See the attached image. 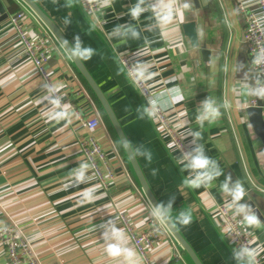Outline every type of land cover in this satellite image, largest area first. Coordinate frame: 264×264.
<instances>
[{"label": "crops", "instance_id": "crops-1", "mask_svg": "<svg viewBox=\"0 0 264 264\" xmlns=\"http://www.w3.org/2000/svg\"><path fill=\"white\" fill-rule=\"evenodd\" d=\"M34 1L71 44L78 36L82 45L94 49L92 57L83 62L104 91L114 92L110 102L133 150H139L136 157L160 203L167 205L172 200L173 218L185 210L191 214L188 225H176L203 263L242 264L220 227L218 213L220 205L228 207L231 201L221 189V183L230 175L256 197L261 224L255 228L242 225L252 235V247L264 245V195L252 191L248 180L251 176L264 184V146L246 114V108L256 100L259 78L248 49L241 50L244 21L237 0H208V5L200 9L187 0L190 8L184 12L183 22L174 20L163 31L155 26L151 9L138 20L131 19L128 9L136 0H112L111 7L100 8L96 18L86 13L80 0ZM246 1L250 9H258L256 0ZM14 2L5 7L8 17L0 20V228L7 223L21 227L34 243L42 264H128L123 256L113 258L105 252L104 234L109 232V221H113L127 235L124 246L136 253L137 264H144L123 217L140 233L153 217V207L107 124L92 134L114 172L110 185L104 187L90 169L86 174L92 176L90 181L77 183L73 179L64 187L70 180V170L81 160L86 161L80 139L87 131L78 116L89 118L96 111L103 113L54 37L46 68L53 83L64 85L61 95L76 115L67 126L65 121L46 120L51 104L45 83L16 40V28L9 19L23 8L24 1ZM159 2L145 0V5ZM65 19L70 21L67 25ZM189 20L197 21L201 44L210 46L208 62L203 60L200 48L190 45L183 31L182 24ZM129 25L139 32L138 39L129 36L122 40L113 35L115 28ZM24 26L26 33H34L35 37L48 30L39 17H26ZM122 55H128L137 70L145 68L146 76L153 74L144 78L151 87L149 97H143L129 79ZM178 95L184 99L174 101L172 98ZM157 97V106L169 115L191 152L202 146L205 155L218 163L222 175L210 185L192 188L183 183L194 173L183 168L185 161L179 163L171 140L149 115L150 101ZM206 99L221 105L220 116L201 126L196 117ZM196 132L200 135L193 138ZM145 151L151 153L150 161ZM229 183L232 186L230 179ZM96 184L101 185L99 198L80 204L81 190ZM150 257L154 264H182L174 261L171 243L165 236L156 242ZM259 257L264 263V252ZM0 264H12L1 245Z\"/></svg>", "mask_w": 264, "mask_h": 264}, {"label": "built area", "instance_id": "built-area-1", "mask_svg": "<svg viewBox=\"0 0 264 264\" xmlns=\"http://www.w3.org/2000/svg\"><path fill=\"white\" fill-rule=\"evenodd\" d=\"M80 2L89 16L93 18L97 17L100 9L99 0H80ZM256 2L258 9H250L246 0H237V10L243 17L244 40L250 58L252 59L253 67L259 78L257 89L264 103V25L257 24V18L261 14H264V0H256ZM21 4L23 8L9 16L11 23L16 28V40L21 43V47L31 60L33 68L40 74L44 83L49 85L54 84L46 68V63L50 53L49 44L55 38L46 29L42 34H38L35 39L31 38L26 33L24 19L28 16L37 19V16L26 3L21 2ZM260 20L263 23L264 17H260ZM120 59L128 73L129 79L139 90L140 94L145 98L149 97L151 87L144 81V78L138 76L139 70L135 68L130 57L128 55H122ZM60 99L62 104L67 102L62 95ZM255 104L256 100H253L252 105ZM149 115L159 123L163 132L169 137L179 159L184 154L191 152L178 130L172 125L169 115L161 107L156 105L153 108L151 106ZM78 117L82 120V125L87 131L80 139L85 159L93 165L91 171L97 176L103 186L108 187L114 179V172L103 148L92 134V131L98 127L105 126V120L98 111L89 118ZM185 162L187 163V161ZM248 180L252 191H257L264 195V184L261 185L255 182L251 176H248ZM218 213L220 216V227L226 232L236 252L239 253L242 247H252L253 238L251 233L241 223L242 215L234 214L226 205H220L218 207ZM123 220L130 233L132 245L139 252L144 264H154L150 253L156 242L164 238V236L171 243L174 252V261L189 264L186 255L169 230L154 215L149 219L147 228L140 233H136L133 230L127 218L123 217ZM0 245L3 247L7 258L12 264H42L34 243L25 235L22 228L15 223H7L0 228ZM257 259L259 264H264L259 256Z\"/></svg>", "mask_w": 264, "mask_h": 264}, {"label": "clouds", "instance_id": "clouds-1", "mask_svg": "<svg viewBox=\"0 0 264 264\" xmlns=\"http://www.w3.org/2000/svg\"><path fill=\"white\" fill-rule=\"evenodd\" d=\"M112 5V0H100L99 8H109ZM190 8L189 3L185 0L184 3H178L177 0H168L167 3L164 0H160L158 4L155 5H145V0H136L129 9L128 15L132 20H138L143 13L151 9L155 26L160 28L162 31L167 28V26L173 23L174 20H178L180 23L184 20V12ZM260 17H264V14H261L257 18L258 25H264L261 23ZM70 21L65 19L64 23L67 25ZM35 39L34 33H29ZM113 35H118L121 39H127L129 36L132 39L139 38V32L136 29L129 26H120L114 29ZM68 41H63V46L68 48L69 51L67 55L70 59H76L78 61L88 60L94 54V49L82 45L80 38L75 37V43L69 48ZM153 74H147L146 69L141 68L138 71V76L142 78H151ZM64 85L62 83L54 84H45L46 96L49 99L51 108L48 109L45 113L46 120L51 122L59 123L60 121H65V126L71 123L73 116L76 114L70 110L69 105L61 103V90ZM162 95V94H160ZM257 95H260L257 92ZM174 101L183 100V95H178L172 98ZM160 103L159 97L150 101V104L155 108V106ZM220 107L215 100L206 99L202 102L201 107L199 108L198 115L196 117L197 121L203 126L204 122L207 121L209 124L213 123L220 116ZM181 115H184L183 113ZM200 135L199 132L192 133L193 138H198ZM123 147V144H122ZM131 148V144L128 145L127 149ZM133 154L139 155V150L134 149ZM145 156L147 160H151V153L145 151ZM187 161L183 164V168L191 170L193 175L186 176L183 183L186 186L192 188H199L202 185H210L214 180L222 175V172L218 166V163L205 155L202 146H197L192 152L184 154L179 160V163ZM93 165L87 161L81 160L78 167H75L70 170L69 177L70 180L67 184L64 185L67 188L74 179L77 183L88 182L92 179V176L87 175L89 170ZM229 177H225L224 182L221 183V189L224 193H227L231 197V201L228 204L230 209L234 210V214H240L243 216L242 224L247 228L259 227L261 222L257 216L251 211V209L244 204H239L238 202L245 197V190L239 182H236L234 186H231L229 183ZM101 185H91L87 188H84L80 192L81 200L80 204L83 203H92L98 199L97 191ZM103 195V194H100ZM172 200H170L167 205L160 203L153 208V215L160 220L161 223L171 222L173 226L176 224L179 225H188L191 222V214L188 211H181L172 216ZM139 227V225H137ZM110 233V235H109ZM104 240L106 243L105 252L108 256L117 258L123 256L128 264H137L135 259L136 253L124 245L127 243V235L123 229L117 228L113 221H109V232L104 234ZM264 252V245L257 244L255 247H242L239 253H236L237 259L241 260L242 264H259L258 256Z\"/></svg>", "mask_w": 264, "mask_h": 264}, {"label": "water", "instance_id": "water-1", "mask_svg": "<svg viewBox=\"0 0 264 264\" xmlns=\"http://www.w3.org/2000/svg\"><path fill=\"white\" fill-rule=\"evenodd\" d=\"M36 14L37 17L41 19V21L45 24L48 30L53 34V36L57 39V41L61 44L66 53H68L69 49L63 46V41H68V47L70 48L72 44L62 32V30L58 27V25L46 14V12L34 1V0H23ZM195 9H200L203 6L208 5V0H192ZM9 5L8 0H0V20L6 19L8 17V12L5 7ZM183 31L187 38L189 39L190 45L195 48H200L203 54V60L205 62L210 61V46L208 44L202 45L199 39L198 32V24L196 20H189L182 24ZM247 49V45L244 40L243 35V47L241 50ZM74 67L77 72L81 75L83 80L86 82L88 87L90 88L92 94L97 99L100 104V108L109 121L120 145L123 144V150L125 155L132 167L134 175L141 186L144 194L148 198L150 204L154 208V206L160 204V201L156 194L153 192L150 187L142 167L136 157L133 154V148H128L130 142L123 130V127L115 113V110L110 102V97L113 95V91L106 92L100 86V84L96 81L94 76L91 74L87 66L83 61H78L76 59H71ZM258 90L255 91V99L256 104L251 105L246 108V114L248 117L249 124L255 133L258 136L264 146V103L261 95H257ZM264 168V165H263ZM230 181L232 186L235 185L236 182H239L234 176L230 175ZM240 183V182H239ZM241 184V183H240ZM242 185V184H241ZM245 190V197L239 201V204H248L252 212L260 219H262L261 210L256 204V197L252 195L248 189L242 185ZM165 227L169 230L181 250L185 253L186 257L190 260L192 264H204L194 247L190 244V242L186 239V237L179 230L177 225L173 226L171 222L163 223Z\"/></svg>", "mask_w": 264, "mask_h": 264}, {"label": "trees", "instance_id": "trees-1", "mask_svg": "<svg viewBox=\"0 0 264 264\" xmlns=\"http://www.w3.org/2000/svg\"><path fill=\"white\" fill-rule=\"evenodd\" d=\"M8 1H9V3H11L12 5L15 4L14 0H8ZM16 9H18V6L16 7ZM79 75H80V74H79ZM80 77H81V75H80ZM81 78H82V77H81ZM82 80H83V78H82ZM84 83H85V85L87 86L88 90L91 91L90 88L88 87V85L86 84L85 81H84ZM94 98H95V97H94ZM95 100H96V102L98 103V105H99V107H100V104H99V102L97 101L96 98H95ZM100 109H101V108H100ZM101 111H102V110H101ZM102 113H103V111H102ZM103 117H104V119H105V122H106L108 128H110V130L113 132V134H114V136H115V133H114V131H113V129H112V127H111L109 121L107 120L106 116L104 115V113H103ZM115 138H116V136H115ZM116 140H117V138H116ZM184 254H185V253H184ZM187 259H188V258H187ZM188 260H189V259H188ZM189 261H190V260H189ZM190 263H191V262H190ZM191 264H192V263H191Z\"/></svg>", "mask_w": 264, "mask_h": 264}, {"label": "rangeland", "instance_id": "rangeland-1", "mask_svg": "<svg viewBox=\"0 0 264 264\" xmlns=\"http://www.w3.org/2000/svg\"><path fill=\"white\" fill-rule=\"evenodd\" d=\"M84 8V7H83ZM87 13V12H86Z\"/></svg>", "mask_w": 264, "mask_h": 264}]
</instances>
